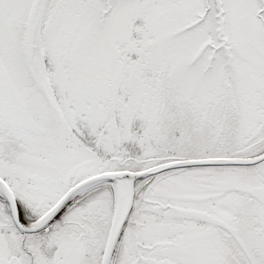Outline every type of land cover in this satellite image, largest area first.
<instances>
[{
    "label": "snow or ice",
    "instance_id": "obj_1",
    "mask_svg": "<svg viewBox=\"0 0 264 264\" xmlns=\"http://www.w3.org/2000/svg\"><path fill=\"white\" fill-rule=\"evenodd\" d=\"M0 264H264V0H0Z\"/></svg>",
    "mask_w": 264,
    "mask_h": 264
}]
</instances>
